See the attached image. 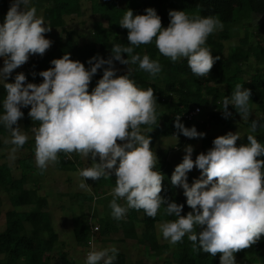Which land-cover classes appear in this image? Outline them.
Segmentation results:
<instances>
[{"label": "clouds", "instance_id": "9594fccd", "mask_svg": "<svg viewBox=\"0 0 264 264\" xmlns=\"http://www.w3.org/2000/svg\"><path fill=\"white\" fill-rule=\"evenodd\" d=\"M168 16L167 27H162L154 8L135 16L126 10L119 25L127 29L128 46L113 45L107 59L94 56L87 61L86 69L66 53L53 59L52 67L38 73L42 83L26 82L23 73L16 74L14 82L6 83L31 55L42 56L52 43L45 38L51 27L37 16L32 0H12L0 23V85L6 92L0 101V126L10 137L4 143L12 145L9 155L14 159L28 141V136L14 125L24 115L21 109L30 106L28 116L38 122L32 133L35 164L41 171L58 162L61 153L91 158L92 165L79 170V187L88 189L87 179L114 176L116 186L109 204L114 219H122L130 209L155 218L166 205L165 215L175 219L159 225L164 240L175 245L187 235L194 250L213 257L219 253L220 264H235V253L264 238V160L258 159L264 157V144L251 134L264 128V123L251 120L247 144L237 146L241 136L229 132L216 137L212 147L194 160L193 147L185 146L182 161L170 177L171 185L183 190L185 203L191 209L181 215L183 204L160 195L165 176L156 170L158 157L150 148L148 133L153 129L149 127L147 134L141 131V126L157 125L154 90L139 88L128 69L124 75H117L114 65L138 64L140 70L156 77L162 70L158 60L133 54L135 48L154 43L159 54L171 62L186 60L194 76L207 77L220 57L212 55L206 41L223 29V23L216 16H189L185 11L170 10ZM98 69H103L102 78L89 92ZM250 96L249 89L236 84L222 101L223 118L232 116L231 106L240 120L248 122ZM174 127L187 138L205 135L194 126L185 127L180 116L175 117ZM194 167L200 170V178L189 185L187 173ZM117 200H123L124 205ZM117 254L114 246L94 248L87 253L85 264H116Z\"/></svg>", "mask_w": 264, "mask_h": 264}, {"label": "trees", "instance_id": "16d2710c", "mask_svg": "<svg viewBox=\"0 0 264 264\" xmlns=\"http://www.w3.org/2000/svg\"><path fill=\"white\" fill-rule=\"evenodd\" d=\"M47 1L50 3L43 8V18L49 27L61 29L64 37L50 52L42 56L36 54L30 63L31 74L29 71H22L26 79H33L39 84L43 78L38 73L52 67L50 62L53 59L61 58L66 53L70 54V59L88 65L87 61L97 55L107 59L115 44L128 46L127 29L121 28L119 25L126 10L130 9L135 16L145 14L146 8H154L161 18L162 27H167L169 23L168 12L170 10L185 11L189 16L211 15L218 17L224 27L217 31L216 35L215 33L210 35L206 41V46L210 48L212 55L220 57L214 63L207 77L194 76L188 68L186 60L171 62L159 54L154 43L141 45L134 49L133 54L148 55L150 59L158 60L162 68L156 77H151L149 73L140 70L138 64H131L130 78L139 88L145 90L149 87L153 88L157 102V125L141 126V129L145 134L149 127L153 129L148 133L151 143L155 136L168 138L177 135L179 133L174 127L175 117L189 112L194 107L202 109L213 106L217 110L211 111L209 118L218 121L222 118V112H218L222 110V101L226 96L231 95L236 84H242L243 88L251 91L250 111L253 108L262 111L256 117L250 114L249 121L245 122L247 128H250L253 119L264 123V68H261L260 71L245 69L251 57L264 65V39H259L253 44L251 34L246 30V34L238 40V45L229 51L226 57L224 56L225 46L222 43L223 40L230 39L231 29L235 24L248 21L254 15H264V0H88L90 11L95 19L91 27V42L85 45H79L75 41L74 32L66 27L65 21L66 17L81 14L83 0ZM11 3L12 0H0V12L3 17ZM102 52L105 54L101 55ZM122 55L125 59L127 58L126 54ZM126 72H117V75H124ZM102 75L103 69H98L90 84H96ZM5 95L6 92L0 85V101L4 99ZM229 109L235 112L231 106ZM180 122L189 128L191 120L180 117ZM27 124L31 123L25 122V125ZM33 124L38 125V122L33 121ZM200 126L205 131L201 146L204 149H210L212 141L217 136L209 134L207 123L203 122ZM229 127H233V125L229 124ZM7 133L0 126V138ZM252 134L258 142L264 144V128H258ZM241 144H246L242 137L237 141V146ZM30 150L31 154H34V146H31ZM155 154L158 157L156 170L165 176L160 195L169 201L183 204L181 215L187 214L191 209L186 205V199L182 198L177 193L176 186L170 183L173 170L168 160L169 148L158 145L155 147ZM258 159L264 160V157H258ZM55 165L59 170L74 171L78 162L61 153ZM18 166L21 174L16 177L7 162L0 163V188L5 192H12L9 195L11 208L5 212V227L0 232V264H51L54 250H57V259L54 264H73L63 249L64 244L60 242L58 234L52 226L50 213L45 208L46 197L39 193L38 187H26L28 177L34 167L32 158L20 159ZM198 174L196 171L187 173L189 185L200 178ZM87 180L103 190L113 189L116 186L114 176L108 179L101 178L97 181ZM75 197L81 201V210L78 214H73L72 232L77 244L81 247H88L91 243L90 239L101 241L105 235L119 229L124 239H131L146 250L154 252L155 255H162L161 264H220L219 253L213 257L210 254L194 250L187 235L173 245L170 257L168 253L164 256L163 253L168 252L170 243H160L155 229L159 223L175 219L173 216L165 215L164 206L166 207V205L161 207L155 218L146 216L142 210L130 209L120 220L111 216V209L107 206L105 214L98 218V229L92 230L88 224L92 215L88 217L85 215L86 211L82 208L84 204L82 201L91 203L93 194L81 193ZM106 198L112 200L113 195ZM117 203L124 205L121 200H117ZM1 213L0 202V216ZM234 255L242 257V264H264V238L250 248L240 250ZM116 264H148V262L145 260L130 261L124 252L118 251Z\"/></svg>", "mask_w": 264, "mask_h": 264}, {"label": "rangeland", "instance_id": "374dc122", "mask_svg": "<svg viewBox=\"0 0 264 264\" xmlns=\"http://www.w3.org/2000/svg\"><path fill=\"white\" fill-rule=\"evenodd\" d=\"M50 2L47 0L35 1L32 0V6H35L37 9V16L43 17V8L48 5ZM81 14L79 16H69L66 17V27L69 30H73L74 39L79 45H85L91 42V27L92 22L95 19V16L90 11V4L88 0H83L81 4ZM44 19V18H43ZM45 21V20H44ZM4 22L3 14L0 12V23ZM47 24V22L45 21ZM48 25V24H47ZM231 29V37L228 40H223L222 43L225 46L224 56L226 57L227 53L231 51L234 47L238 45V40L242 38L246 32L251 34V41L253 44L259 40L264 39V15H254L250 20L241 21L233 26ZM247 30V31H246ZM217 32H215L216 35ZM64 35L61 29L51 28V31L45 34V38L49 39L52 43L49 49L46 50V53L50 52L58 43L60 39H63ZM43 54V55H44ZM105 53L102 52L101 55ZM248 65L245 66L246 70L254 71L258 69L260 71L261 68H264V65L258 63L254 57H251ZM115 68L117 72H126L127 69H131V64L122 65L119 62H114ZM0 67H3V58H0ZM29 68V66H28ZM85 68H88V65H85ZM22 71H28L25 65L15 69L10 77L5 81L6 83L14 82V77L18 73H22ZM43 80V79H42ZM42 80L39 83H42ZM30 80L26 79V82ZM96 86V84H89V92ZM30 110V106L27 108H22L21 111L24 113L23 117L18 120L17 126L28 136V141L26 144L20 148L15 153V158H10L9 152L12 145H6L4 143L5 138H10L9 133L5 136H1L0 138V163L7 162L11 168L14 176L18 177L21 174L20 168L18 166V161L23 158L31 157L33 160V169L31 171L30 176L28 177V181L26 183V187H38L39 193L44 195L47 199V205L45 208L49 211L52 221V226L54 230L57 232L60 242H62L63 249L66 251L69 259L73 262V264H85V258L89 251L101 250L104 248L116 247L118 251L124 252L127 256L128 260L136 261V260H145L148 264H161L162 255H155L154 252H150L146 250L143 246L137 244V242L131 239H124L121 231L118 229L115 232L107 234L103 237L101 241L96 239H90V245L88 247H81L77 244L73 232H72V217L73 214H78L81 210V201L75 197L77 194L91 193L93 194V200L91 203L83 202L82 208L86 211L85 215L88 217L89 215L93 225H98V218L105 214L107 211V206H109L111 200L106 198L112 195L113 189L106 188L105 190L97 188L93 182L86 180V183L89 184L88 189H81L79 184L81 182V178L78 173L79 170L84 169L86 167H90L93 163L91 158H85L77 153L66 154L73 161H77L78 165L74 171H64L56 168L55 163L49 164L48 167L41 171L35 164V155L31 154L30 147L34 146V135L32 133V128L37 127L38 125H34L31 118L28 116V112ZM213 106H207L200 109L199 113L191 119V123L189 124V128L195 127L197 132L204 133L205 131L200 126L201 123H207V127L209 128L208 132L214 136H223L229 132L238 133L242 139L247 144V135L249 133V128L245 125V121L240 120V116L238 113H235L231 109L232 116L228 119L222 118L216 121L214 118L210 119L211 111H216ZM222 112V111H218ZM261 110L257 108H253L251 111V115L253 117L259 116L261 114ZM25 122H29L31 124L25 125ZM229 124H232L233 127H229ZM142 133L145 134L144 130L141 129ZM252 134V133H251ZM178 137L176 138L174 137ZM202 138H187L182 134H175L168 138H162L160 136H155L154 141L150 143L151 150L155 153V147L160 145L161 147L169 148L168 160L172 165V170L176 165H178L182 161V157L185 154L184 148L187 145L193 147L194 151L192 154L193 160L196 155L200 153H206L208 149H204L201 146ZM119 143V141H118ZM98 163V157L96 161ZM191 171H196L200 175V170L195 167ZM96 188V189H95ZM103 190V191H101ZM177 193L182 196V198L186 199L183 195V190L176 186ZM99 191V192H98ZM106 191V193H104ZM12 192H5L0 188V202L2 213L0 216V232L5 227V212L11 208L9 202V195ZM106 195V197H104ZM124 204L125 202L121 200ZM86 217V218H87ZM163 223V222H161ZM159 223L155 229L158 241L160 243H169L168 241L162 238V235L159 231ZM92 244V245H91ZM173 250V244H170V248L168 252H164V256L169 255ZM57 259V250H54L52 253L51 264H54ZM235 264H242V257L235 256Z\"/></svg>", "mask_w": 264, "mask_h": 264}, {"label": "built area", "instance_id": "2783aa9c", "mask_svg": "<svg viewBox=\"0 0 264 264\" xmlns=\"http://www.w3.org/2000/svg\"><path fill=\"white\" fill-rule=\"evenodd\" d=\"M35 56H36V55H31V56L29 57L28 61L24 64V65L26 66V68H27V70L29 71L30 74H31L30 63H31V61L35 58ZM28 66H29V68H28ZM28 83H35V84H37L36 81L33 80V79H30V81H29ZM198 113H199V109L196 108V107H194V108L191 109L189 112H187V113H182V114L179 115V116H180L181 118H183V119L191 120V119H192L193 117H195ZM92 223H93V222H91V221H90V218H89V220H88V224H89L90 228H91L92 230H97V229H98V225H93Z\"/></svg>", "mask_w": 264, "mask_h": 264}]
</instances>
